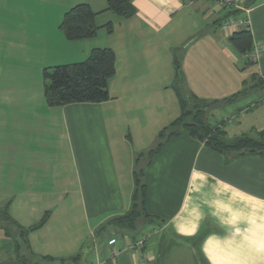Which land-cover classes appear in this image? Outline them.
Returning a JSON list of instances; mask_svg holds the SVG:
<instances>
[{
    "label": "crops",
    "instance_id": "obj_1",
    "mask_svg": "<svg viewBox=\"0 0 264 264\" xmlns=\"http://www.w3.org/2000/svg\"><path fill=\"white\" fill-rule=\"evenodd\" d=\"M231 1L132 0L124 18L107 0H0V211L22 228L48 214L28 233L25 255L61 264H264V155L232 158L182 131L147 157L180 114L177 90L220 101L208 119L227 140L264 132V0ZM80 3L96 13L98 30L68 40L59 26ZM227 17L244 23L224 28ZM242 29L259 46L256 58L252 47L241 54L229 43ZM95 48L115 55L109 99L48 105L43 71ZM138 167L154 220L135 233L106 228L130 209ZM5 228L0 220V264H24L16 231Z\"/></svg>",
    "mask_w": 264,
    "mask_h": 264
},
{
    "label": "trees",
    "instance_id": "obj_2",
    "mask_svg": "<svg viewBox=\"0 0 264 264\" xmlns=\"http://www.w3.org/2000/svg\"><path fill=\"white\" fill-rule=\"evenodd\" d=\"M106 10L124 18L134 14L132 0H107ZM95 16L96 13L87 4L80 3L64 13L59 27L68 40L90 38L98 30ZM105 28L111 31L112 24H106ZM229 43L238 53H247L252 47L250 31L248 29L234 31L229 37ZM114 73V52L109 48H95L91 50L84 61L57 65L43 71L45 101L50 106H59L75 102L108 100L107 85ZM177 96L180 114L158 133L157 140L154 146L149 149L147 157L153 156L166 140L179 135L182 131H187L192 137L218 152L231 154L232 158L245 154L264 155V132H260L258 137L243 134L232 140H227L220 127L210 122L208 113L213 106L221 103L220 101L203 100L183 90H177ZM133 178L135 188L130 209L109 221L106 228L112 226L126 233H135L140 223L154 220L145 210L146 186L142 180V169L138 167L133 173ZM0 212H3L6 219V222L1 220L3 225L7 226L5 232L7 234L10 232L8 223L16 231L15 254L22 263L61 264L64 262L62 259L56 260L49 256L33 257L24 254L27 250L28 233L46 221L47 213L37 225L22 228L15 225L5 211L1 210ZM202 235V232L199 233V237Z\"/></svg>",
    "mask_w": 264,
    "mask_h": 264
},
{
    "label": "built area",
    "instance_id": "obj_3",
    "mask_svg": "<svg viewBox=\"0 0 264 264\" xmlns=\"http://www.w3.org/2000/svg\"><path fill=\"white\" fill-rule=\"evenodd\" d=\"M220 2V6L226 4V5H233L235 6V2L231 1V0H219ZM244 23V20H242L241 18H234V17H227L224 21H223V27L227 28V29H233L236 28L237 26L241 25ZM251 54V58H256L259 54V46L258 44L253 45L252 50L250 52ZM143 244V239H139L135 242V246L137 248H141Z\"/></svg>",
    "mask_w": 264,
    "mask_h": 264
},
{
    "label": "rangeland",
    "instance_id": "obj_4",
    "mask_svg": "<svg viewBox=\"0 0 264 264\" xmlns=\"http://www.w3.org/2000/svg\"><path fill=\"white\" fill-rule=\"evenodd\" d=\"M211 123H213L212 121H210ZM153 143H154V141H153ZM154 146V144H151V147H153ZM131 148H133V147H131ZM145 158L146 157H143V158H141V160H140V165L139 166H142L144 163H145ZM58 180V179H57ZM73 180V179H72ZM0 220H3V221H5L6 222V219H5V216H4V214H3V212H0ZM8 228H10V230H15L14 228H12V226L8 223ZM167 232V229L166 230H164V232Z\"/></svg>",
    "mask_w": 264,
    "mask_h": 264
}]
</instances>
